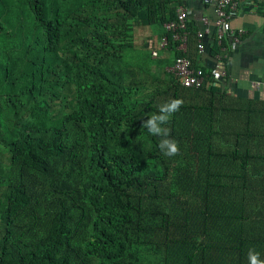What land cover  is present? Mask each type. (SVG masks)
<instances>
[{"label":"trees","instance_id":"1","mask_svg":"<svg viewBox=\"0 0 264 264\" xmlns=\"http://www.w3.org/2000/svg\"><path fill=\"white\" fill-rule=\"evenodd\" d=\"M181 6L0 0V264L264 260V97L166 71L199 55L195 20L183 53L163 29ZM170 99L167 157L142 125Z\"/></svg>","mask_w":264,"mask_h":264},{"label":"crops","instance_id":"2","mask_svg":"<svg viewBox=\"0 0 264 264\" xmlns=\"http://www.w3.org/2000/svg\"><path fill=\"white\" fill-rule=\"evenodd\" d=\"M183 6L190 10L189 19L195 20L199 26L202 15L212 18V6L205 0H182ZM238 5L235 15L228 21L230 30L242 29L245 34L240 43L229 48L225 69L229 77L225 83L234 92L245 93L248 96L264 97V0H236ZM152 34L151 31L147 32ZM154 36V34H153ZM155 37V36H154ZM209 47L199 53L194 63L196 67L211 69L215 62L209 55L212 39L205 36L203 43ZM165 50L160 57H170ZM258 80L262 83L258 92L250 89V82Z\"/></svg>","mask_w":264,"mask_h":264},{"label":"built area","instance_id":"3","mask_svg":"<svg viewBox=\"0 0 264 264\" xmlns=\"http://www.w3.org/2000/svg\"><path fill=\"white\" fill-rule=\"evenodd\" d=\"M212 6V18L202 15L199 19L200 28L196 32L198 42V52L204 51L203 39L214 33L215 45L218 46L219 52L214 56V66L211 69L205 70L201 67H191L188 59L184 57L175 58L173 64L166 68V71L176 77L179 84L186 88L198 89L207 84L214 85L218 82L226 83L229 79L225 62L229 48L236 47L244 35L242 29L230 30L228 28L229 19L235 15L237 9L236 0H205ZM190 15V10L184 6L176 9L175 18L172 21L163 24L165 32L171 33V39L176 45V49L180 52H185L187 46L186 22ZM227 40L223 44V40ZM167 38L162 37L159 42V48H166ZM153 52L152 55H155ZM260 81L255 80L250 82V89L258 92L261 88Z\"/></svg>","mask_w":264,"mask_h":264},{"label":"clouds","instance_id":"4","mask_svg":"<svg viewBox=\"0 0 264 264\" xmlns=\"http://www.w3.org/2000/svg\"><path fill=\"white\" fill-rule=\"evenodd\" d=\"M182 105V99H170L160 106L158 113L149 116L142 125L148 130L149 134L161 137L158 147L162 154L167 157L178 155L180 148L178 142L170 138L169 130L164 125L180 110ZM248 264H264V260L259 258V253L254 249H249Z\"/></svg>","mask_w":264,"mask_h":264},{"label":"rangeland","instance_id":"5","mask_svg":"<svg viewBox=\"0 0 264 264\" xmlns=\"http://www.w3.org/2000/svg\"><path fill=\"white\" fill-rule=\"evenodd\" d=\"M147 30V29H146ZM155 31H157L156 29H155Z\"/></svg>","mask_w":264,"mask_h":264}]
</instances>
